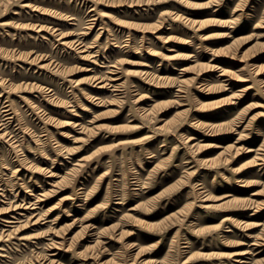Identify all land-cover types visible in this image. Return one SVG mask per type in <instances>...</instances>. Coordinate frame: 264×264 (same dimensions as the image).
Instances as JSON below:
<instances>
[{
  "label": "rangeland",
  "instance_id": "rangeland-1",
  "mask_svg": "<svg viewBox=\"0 0 264 264\" xmlns=\"http://www.w3.org/2000/svg\"><path fill=\"white\" fill-rule=\"evenodd\" d=\"M258 64L264 0H0V264H264Z\"/></svg>",
  "mask_w": 264,
  "mask_h": 264
},
{
  "label": "bare ground",
  "instance_id": "bare-ground-1",
  "mask_svg": "<svg viewBox=\"0 0 264 264\" xmlns=\"http://www.w3.org/2000/svg\"><path fill=\"white\" fill-rule=\"evenodd\" d=\"M92 10V9H91ZM92 19H94V18H92ZM75 43H74V45H75V48L77 49V50H79V52H83V51H86L87 49V46H85L82 42H78L77 40L76 41H74ZM262 47V46H261ZM258 49V48H257ZM262 50V48H259V50ZM208 67H211V65L210 66H208ZM263 65H260V64H258L257 66H256V73H259V72H261L262 71V69H263ZM211 69V68H210ZM209 69V70H210ZM225 72H226V69H221L220 70V72H219V75L220 76H222V75H225ZM94 83L95 84H99L98 85V87H101L104 83H105V81H106V79L105 80H103L101 77H97V78H95L94 79ZM4 111H8V110H4ZM5 127V124L3 123V122H0V131H2L3 130V128ZM249 151V150H248ZM203 196H204V198L205 199H207V197L209 196L207 193H203ZM226 219V218H225ZM7 222V221H6ZM228 231V230H227ZM95 232H93V234H94ZM96 234V233H95ZM98 234V233H97ZM252 244H255L254 242L252 243ZM46 247L48 248V249H54V248H57V242L56 241H52L51 243H48L47 245H46ZM53 254V253H52ZM48 259V258H47ZM245 259H247L245 256H244V258H235V259H233V261H234V263H237V264H239V263H245L246 262V260ZM44 260H46V259H44ZM48 261H49V263L50 262H52V260H49L48 259ZM252 264H256V262H252Z\"/></svg>",
  "mask_w": 264,
  "mask_h": 264
}]
</instances>
